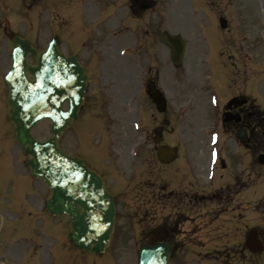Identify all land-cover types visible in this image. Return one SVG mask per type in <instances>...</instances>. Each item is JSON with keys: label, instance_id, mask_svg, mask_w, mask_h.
I'll use <instances>...</instances> for the list:
<instances>
[{"label": "rangeland", "instance_id": "obj_1", "mask_svg": "<svg viewBox=\"0 0 264 264\" xmlns=\"http://www.w3.org/2000/svg\"><path fill=\"white\" fill-rule=\"evenodd\" d=\"M131 11L129 0H0V264H137L142 209L160 208L162 176L168 181L165 207L191 186L204 195L198 202L204 213L225 205L209 195L233 186L236 175L251 185L235 197L243 205L231 202L216 218L204 217L207 223L197 220L196 244L176 247L171 264H264V252L252 256L245 247L252 227L264 238V164L222 121L234 95L248 98L245 111H264V0H146L142 10ZM163 29L186 41L180 67L162 42ZM14 33L40 49L55 34L66 52L92 69L80 118L61 146L103 172L116 193V229L105 253L72 247L67 221L40 208L50 190L29 174L7 119L8 87L1 76L11 64ZM151 75H159L165 113L145 92ZM34 134L50 136V123H39ZM160 143L181 152L178 161L161 164Z\"/></svg>", "mask_w": 264, "mask_h": 264}, {"label": "water", "instance_id": "obj_2", "mask_svg": "<svg viewBox=\"0 0 264 264\" xmlns=\"http://www.w3.org/2000/svg\"><path fill=\"white\" fill-rule=\"evenodd\" d=\"M165 40L172 47L176 64L180 65L185 50L183 39L165 34ZM14 43L12 65L6 75L10 87L8 119L15 124L22 148L32 156L27 162L33 175L44 179L52 190L49 211L69 215L71 242L89 252H104L114 230L112 196L96 171L82 158L66 154L59 145L61 135L78 117L84 102L85 69L76 57L64 55L57 41L53 40L42 52L18 35ZM28 55L36 63L28 62ZM152 93L159 109L164 110L165 99L158 91ZM42 119L51 120L52 136L44 141L32 135L33 127ZM247 245L253 251L263 249L256 230L250 232ZM170 253L169 243L143 246L139 264H168Z\"/></svg>", "mask_w": 264, "mask_h": 264}, {"label": "flooded vegetation", "instance_id": "obj_3", "mask_svg": "<svg viewBox=\"0 0 264 264\" xmlns=\"http://www.w3.org/2000/svg\"><path fill=\"white\" fill-rule=\"evenodd\" d=\"M230 109L233 112L239 111L242 113V122L238 123L236 121H231L227 125L231 127V129H234L236 131V134L238 133L239 128L245 127L247 129V142L249 143L252 140L254 144L253 146L257 147L259 146V137L257 133H255V130L251 129V127L244 126L243 124V112H242V106H239L238 102L232 104ZM228 130V129H227ZM245 183L240 182L239 178L237 177L234 181V188L233 187H227L220 195H216L215 193H211L209 196L213 194L214 197H218L220 200H228L232 198L233 195L239 193L244 188ZM196 191H189L188 193V202H184L183 205L175 206V210L172 214H169V216H166L163 212L164 209V203L163 199L160 196L159 199V205H160V215H159V222H158V228L160 230L159 234L161 236L166 235L167 232H171L172 235L167 234V238L174 239V242L176 245H184V244H191L194 242V237L196 234ZM183 209V211H181ZM189 224L187 229H183L182 225Z\"/></svg>", "mask_w": 264, "mask_h": 264}, {"label": "trees", "instance_id": "obj_4", "mask_svg": "<svg viewBox=\"0 0 264 264\" xmlns=\"http://www.w3.org/2000/svg\"><path fill=\"white\" fill-rule=\"evenodd\" d=\"M264 124H262V126H263ZM264 127V126H263Z\"/></svg>", "mask_w": 264, "mask_h": 264}]
</instances>
